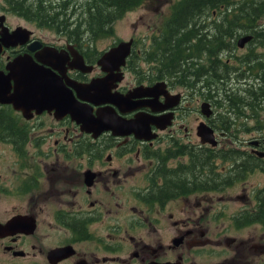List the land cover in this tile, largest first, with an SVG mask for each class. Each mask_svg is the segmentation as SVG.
Returning <instances> with one entry per match:
<instances>
[{"label": "flooded vegetation", "instance_id": "1", "mask_svg": "<svg viewBox=\"0 0 264 264\" xmlns=\"http://www.w3.org/2000/svg\"><path fill=\"white\" fill-rule=\"evenodd\" d=\"M209 17L180 25L161 10L149 32L93 48L84 31L65 28L50 39L0 13V70L13 68L6 95L19 97L15 104L0 96V264H264V52L257 49L264 37L233 34L229 46L237 48L250 35L239 47L245 54L219 71L223 47L218 22L214 31L204 27ZM18 26L28 30L9 38ZM126 40L123 62H99ZM147 40L144 67L145 46L137 44ZM239 64L255 78L261 68V90L245 94L234 85L228 72ZM219 73L233 95H220ZM107 75L109 93L95 97L97 104L88 99L93 90L75 88ZM49 79L61 85L64 101L72 92L92 112L28 99ZM220 99L235 113L221 114ZM98 115L106 126H92ZM222 136L239 145H225ZM158 152L177 165L155 162ZM209 192L208 212L199 195Z\"/></svg>", "mask_w": 264, "mask_h": 264}, {"label": "trees", "instance_id": "2", "mask_svg": "<svg viewBox=\"0 0 264 264\" xmlns=\"http://www.w3.org/2000/svg\"><path fill=\"white\" fill-rule=\"evenodd\" d=\"M5 1L13 11L26 17L31 15L36 16L43 25L56 23L59 29H64V27L61 28V24L66 28L67 20L72 15L74 20L71 23L75 20L78 21V24L74 28L75 33L83 31L78 28V26L83 25L84 30L98 34L107 33L112 30V22L115 19L120 17L127 9L140 5L145 0H84L81 5L82 9L78 15L81 18L80 20L75 16L77 13L75 9H72V11L67 12L65 15H59V5L53 6L47 3L48 0ZM64 1L66 2L67 0ZM52 7L53 10L50 11L49 9ZM55 7L57 8L56 11H54ZM212 11H217L216 15H219L217 23L219 49L221 47H231L229 43L233 34H235L234 37H237L242 32L251 31L258 35L262 34L264 37V26L260 27V24H264V0H175L171 19H173L172 23L178 21L180 25H190L196 17L207 14L211 16ZM191 19L193 20L190 21ZM255 34L254 37L256 36ZM75 36L78 35L75 34ZM202 38L203 41L206 40L204 37ZM257 39L262 41L261 37ZM260 72L261 75L259 74V77H263L261 68ZM223 77L224 75L219 73L220 95L229 97L232 93L230 94L229 90L222 83ZM260 85L258 90H261ZM242 94L241 92L240 94L234 92L235 98H240Z\"/></svg>", "mask_w": 264, "mask_h": 264}, {"label": "rangeland", "instance_id": "3", "mask_svg": "<svg viewBox=\"0 0 264 264\" xmlns=\"http://www.w3.org/2000/svg\"><path fill=\"white\" fill-rule=\"evenodd\" d=\"M34 1V0H33ZM84 0H67L66 2L64 0H48L47 3L51 4V5H59V15H65L67 12L72 11V9L76 10V14L75 16L80 20L81 18L78 16L79 12L82 9V4H83ZM175 2V0H145L144 2L141 3V5L137 6L134 9H130L125 11L121 17H119L118 19H116L115 21H113L112 23V30H110L107 33H92L90 31L84 30V26H78L79 29H82L84 31L83 36L85 38V40H89L91 43V47L93 48H100V47H104L105 44L113 42L114 39L116 40L117 38H123V39H128L130 36L132 35H143L146 32L150 31V21L152 19H155L154 17H156L157 15H159V13L161 12V10H164L165 13L168 15L170 14L171 11V6L172 4ZM56 7L54 8V11H56ZM50 11L53 10V7L49 9ZM0 13H5L10 24L12 26L15 25H24L30 29H32L34 32L43 35L45 37H49L50 39H55L57 37H59V34H65V32L68 31H62L63 29L59 30V26L57 27V24H41L39 18H37L36 16H29L26 17L25 15H22L18 12L13 11L12 9H10L8 7V4L5 0H0ZM208 16H210L209 14H207ZM219 15H217L216 17H209V19H211L212 21L210 23H207V25L205 24V29L209 32L214 31L215 27H216V23L219 20ZM74 18L71 15L70 18L67 20V24H66V28H70L73 27L75 28L76 25L78 24V21H74L71 23V21H73ZM63 24H61V28L65 26H62ZM264 24H260V27H263ZM203 28V27H202ZM204 29V28H203ZM59 31H61L62 33H60ZM112 33V34H111ZM111 34V35H110ZM145 46V51L144 54H141L138 58V62L141 63L144 67H146V65H148L150 63V58H148L146 52L147 49H150V43L149 40L144 41V42H139L137 44V47H141L143 48ZM244 48H247V46H245ZM257 49L263 53L264 49L262 47H258ZM246 49L243 48H237V46H233L231 45L230 48L227 49V47H223L222 50H220L218 52L219 57L218 59L221 60V67L219 68V71H222V68H225V62H227V58H230V60L232 61V63H237L236 60H234V56H243V54H245ZM174 60H171V63H173ZM241 63V62H238ZM240 66V67H239ZM230 69H232V71H229ZM227 72L228 74L233 75L234 79H238L236 81V83H234V85H238V87H240L242 90L245 89L247 91V93L245 92V94H248V91L253 88L254 90L259 91L258 87L261 84V79L255 78L253 76H251L250 72L251 70H247L244 67L241 66V64L236 65L231 67ZM257 73V71H255ZM261 73V72H260ZM258 76V74L256 75ZM207 76H203V79H205ZM254 82V85L252 87H248L245 83L246 82ZM215 84V83H214ZM221 90H223V88L220 87ZM205 91V90H204ZM215 93V92H213ZM244 93V92H241ZM218 93H216L217 95ZM264 102V99L262 100ZM218 104H223L219 109H220V113L229 117V114H234V111H230V112H225L226 111V106L227 103L223 100L220 99ZM261 107V106H260ZM258 112L260 114H264V103L262 105V108H260L258 110ZM232 117V116H231ZM189 119L191 124L193 125L196 121L195 119V114L191 113L189 115ZM249 125H251L255 120L254 119H248L247 120ZM209 126L204 123L202 124L201 130L202 132H208ZM211 130V129H210ZM243 129L241 127L236 128L235 127V132L236 133H240L239 137H242L241 135H243ZM246 135V134H244ZM221 139H223V143H226L225 145L228 144H233L235 145H239L237 143H239L237 141V139H233V141L231 139H224V137L222 136ZM207 140V139H206ZM235 140V141H234ZM166 143H163L161 146L165 147ZM159 153L155 156L154 161L156 162L157 160L162 161L164 163H168L167 165H169V167L171 166H175L177 164V161H175V159H172L168 162L167 158H162L159 157ZM213 161H218V160H213ZM225 161V159H220L219 158V162L220 164H223V162ZM211 163V161H208V164ZM204 179V178H203ZM201 192V191H200ZM200 194V193H199ZM207 194H202L199 195L200 197H202V201L201 205L202 207H208V212L211 209V192H209L208 195V199H204L203 196H205ZM212 196L215 197V193H212ZM194 198V195H192V199ZM222 201L227 202V203H231L230 200H228L226 197H223ZM199 206V207H200ZM207 212V215H208ZM209 218V216H208ZM209 225V221L207 222ZM252 229V228H250ZM248 231V230H247Z\"/></svg>", "mask_w": 264, "mask_h": 264}, {"label": "water", "instance_id": "4", "mask_svg": "<svg viewBox=\"0 0 264 264\" xmlns=\"http://www.w3.org/2000/svg\"><path fill=\"white\" fill-rule=\"evenodd\" d=\"M24 30H26V28H24L22 26H18L14 30H12V32L8 33V37L9 38L20 37L25 33ZM249 37H250V35L239 37L237 44L239 46H243L245 41L248 40ZM129 43H130L129 41H125L124 43H119L116 46H112L108 51H106L102 55L99 62H101V60L102 61L105 60L108 62L112 61L111 63H105V64H119V63L123 62L124 56L127 53ZM78 66H79V64H78ZM7 67L10 69V71L7 74L3 70H0V96H3V97H7L6 94L8 92L9 78H10V76L12 74V70H13V68H11L9 65ZM109 78H110V76L107 75L104 78L92 80L88 84H84V85H80V86H76V87H75V85H73V86L76 88V90L80 89L82 92L84 89L93 90L95 96L89 94L90 97H88V99H90L91 101H93L94 103L97 104L102 99H98L95 97H99L103 93L106 95H108V93H109V85L107 84V82L110 81ZM49 80L52 81V84L50 86H48L47 88H45L44 83L40 85V88H39V86L31 88L29 90L30 94H29L28 99H30V98L41 99L42 102L39 105H42L45 100L52 98L56 102L57 105H59V106L66 105L67 110H69L71 112L82 113L85 115L87 113L92 112L90 106L84 102H79L76 99V97L72 94V92H69V94H67V99L64 101L63 96L65 95V93L63 92L61 85L59 86L53 80H51V79H49ZM18 89H19V87H17V92H18ZM26 89H29V88L27 87ZM40 89L45 90V92L42 94L39 93ZM7 98H9V97H7ZM10 100L15 104H17V103L19 104V97L11 98ZM77 118H79V117H77ZM79 119L81 121H83L82 117H80ZM100 119L101 118L99 115L91 118V124H92V126H94V128H102V127L106 126L100 122ZM209 131L210 130H208V132H204V133L206 135H209ZM211 138L212 137H207V136H206V138L204 137V139H208V140H211Z\"/></svg>", "mask_w": 264, "mask_h": 264}, {"label": "bare ground", "instance_id": "5", "mask_svg": "<svg viewBox=\"0 0 264 264\" xmlns=\"http://www.w3.org/2000/svg\"><path fill=\"white\" fill-rule=\"evenodd\" d=\"M122 43H124V42H122Z\"/></svg>", "mask_w": 264, "mask_h": 264}]
</instances>
